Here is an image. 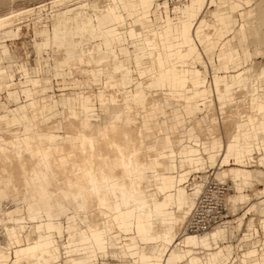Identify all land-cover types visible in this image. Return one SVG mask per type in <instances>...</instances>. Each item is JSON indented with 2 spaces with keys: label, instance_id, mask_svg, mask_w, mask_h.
I'll return each instance as SVG.
<instances>
[{
  "label": "rangeland",
  "instance_id": "obj_1",
  "mask_svg": "<svg viewBox=\"0 0 264 264\" xmlns=\"http://www.w3.org/2000/svg\"><path fill=\"white\" fill-rule=\"evenodd\" d=\"M91 1L93 0H62L59 4H56L53 0H0V17H5L6 15L9 19L11 18L9 21L10 23L2 24L0 29V79L2 80V83L0 82V115L7 116L8 109H16L18 105L26 104L28 99H34L35 101H32L40 107V112L43 115L42 125H44V128L40 126L42 130L38 131L35 126V130L32 129V127L29 128L31 126L30 122L24 123L22 121V123L10 125L3 123L2 125L1 122H4V120L1 118L0 136L6 139L10 137L14 139V135L22 137L21 135L23 132L29 133L34 131L40 145H49L51 142H59L67 145L70 141L77 142L79 136L74 133V130H69L70 127L68 125L65 126V124H68L67 121L70 119L79 121V119L85 118L84 110L79 102V96L81 95H88L90 98L89 102L92 106V115L88 118L87 128L93 129L95 128V124H99L96 128L109 124L116 113L121 114V122L126 124L128 122L124 108V95H131V91L134 90L136 86H142L143 89H145L146 99L144 106L135 105L132 107V103H130L132 108L129 109V114L132 117V121L129 124L133 128L131 130H139V135L140 130L144 131L146 129L152 133L151 138L158 137L159 140L161 136H167L170 139L168 145L175 150L181 144L189 148L196 147L193 141L195 134L197 133L201 139H203L204 136L208 137L211 132L208 134L205 133L207 127L213 130L216 137L221 140H226L236 119L239 118L238 123L245 125L249 123L247 115L251 113L252 115L257 114L256 110L259 111L260 117H264V74H261V70L264 71V0H209L208 3L207 0H203L204 5L201 11H199V14L194 10L190 12V14H196L194 19H189L187 13L188 6L196 0H151L152 4L146 7L148 10V17L145 18L139 17L143 14V11L146 9L145 7L134 6L132 12L121 9L123 19L117 27L126 34L122 45L128 48V60L124 64L121 63L122 66L118 69L113 68L116 66V64L113 63V59H120L123 56L119 50V46L113 44L106 47L102 42V37L97 33L91 34L89 27L84 30L82 36L77 31H74L70 35V39L74 42L82 41L83 47L90 49L93 55L99 57V61H93L92 59L86 61L87 58L85 53L81 59H66V39L64 37L53 38V26L58 23L59 18L62 20L58 27V31L60 32L71 31L72 28L81 26L86 21L89 22V25H94L96 23L95 15L98 14L100 16L104 12L106 13L105 8L101 5L108 1L101 0L103 2H100L96 0L100 2H98L99 6L91 3ZM131 2H136V0H132ZM31 7H35L34 10L29 13L25 11L22 13L23 9ZM19 10H22L21 13H19ZM9 14L14 16L9 17ZM199 15H203L199 21L205 22L206 24L203 27L204 29H200L198 32L200 39L195 41L198 54L194 59V66L206 77L205 86L210 88V94L206 99L209 100L207 102L208 105H200L201 110L192 111L191 107L184 106L185 96H190L192 94L190 82H186L184 94L175 92L177 89L175 87L171 91L168 90V88L165 87L166 84L164 87L146 85L148 82H151L150 77L153 75L155 69L150 67L151 57L146 54V44H136L134 41L142 39L143 37L152 38L155 32V36L160 42V48L164 49L161 40L165 37L159 36L163 27L172 25L173 30L169 37L173 39L176 36L175 25L183 19H189L179 22L180 24L178 23V34L180 39L182 38V40L185 39V42L192 43L197 38L195 37L194 39L191 35L193 31L191 28L196 25ZM220 15H230L235 22L221 21L224 23L219 25ZM136 18L139 19L138 22L135 21ZM131 27H135L139 35L133 37L129 36V29ZM44 29H46V31H44ZM206 33L208 36L210 33L211 35L208 37ZM243 34L244 37L242 36ZM228 48L233 50L234 58L232 65L238 67L222 68L223 64L229 62L226 52ZM171 63L174 66L181 65L175 58L171 59ZM182 65L185 68L189 67L190 60L182 63ZM238 69H249V72H245L240 78L245 84H240L239 86L236 84L233 85L228 94H225L222 99H217V95L214 91L213 76L215 74L221 76L225 75L227 79H230V75L236 73ZM9 70H11L13 74L10 73L7 75ZM124 73H126V76L123 75ZM192 74L193 72H191V76ZM106 79L107 81L110 80L107 82ZM220 88L222 92H224L221 84ZM11 92H13V95ZM254 96L255 99L253 100L252 98ZM110 97L117 101L111 100ZM64 98L65 100L63 101L62 99ZM199 102H201V100ZM210 109H212V112H209ZM72 110L77 112V117H74ZM221 110L224 113H222ZM30 113H32L31 110ZM155 123H164V125L162 124V127L157 125L156 127ZM125 127H127V129L130 128V126L123 125V128ZM191 127H194L193 133L190 131ZM249 130L252 132L253 129L250 128ZM120 132L118 133L121 134ZM258 136L260 138L263 136L260 131H258ZM34 141V139L31 140V145L32 142L34 145ZM152 142L153 141H146L147 152L145 153L147 157H157L159 161L164 160L165 156L161 153H165L169 146L156 151L152 149ZM200 142L202 144L203 140ZM260 144L261 146L259 148H254L251 152L254 156L253 159L258 161L260 158L264 157V138L260 139ZM228 145L229 148L231 145ZM179 149L183 150L182 147ZM218 151L222 152L221 147L218 148ZM159 152L161 153L157 154ZM23 153L26 154V152ZM25 154L23 157L26 158L28 155ZM202 154L204 156L207 155L204 152H202ZM173 158L176 162L179 159L178 155L173 156ZM19 159H21V161L25 160H22V157ZM78 159L80 163L82 160L75 157V161H78ZM248 159L253 165L249 166L245 164L241 167L264 170V165H259L258 161L255 162L250 160V158ZM27 161L26 159L24 163L26 165L25 167L28 168L32 160ZM231 162H233V160H231ZM185 164V167L187 165H192L189 163ZM261 164L263 163L261 162ZM184 166L181 167V169H184ZM3 167H0V176L2 175L1 173H4L3 175L11 174V178L13 177L12 181L16 182L15 184L18 189H21L22 181L19 182V180L14 178V176L19 177L18 175H20V172H17L19 170L16 171L11 167H9L10 169ZM157 168L159 169L158 176H161L162 171L160 166L158 165ZM223 168L224 167H220V165L209 166L207 164L205 169H200L199 171L192 170L187 176L188 181L185 182L183 186H186L188 192H193L194 194L198 188H196V184L194 185L193 183H202L203 180H214L216 178V172L221 171ZM142 170L143 171H140L142 172L143 186L148 184L150 187H153L154 182L152 180L149 181L147 176L149 174L154 175V173L151 172L150 167ZM163 171L177 177L180 172L178 167L171 171L167 169ZM54 172L57 173L58 171L55 170ZM237 173L238 172L234 173L235 177H232L233 181L239 179L240 174ZM21 175L23 176L22 173ZM218 178L224 179L225 176L222 175ZM12 181L11 184L13 185L14 183H12ZM156 181L158 182L159 180ZM55 182L56 180H52L51 183L53 185H49L51 194L56 197H53L52 205L46 208L44 199L38 194L35 195L31 203L35 210L40 209L45 219L49 218V214H54V211L58 210V207L61 211L64 209L56 218V221L62 224V237L56 236V238L52 234H47V241L50 246H57L59 242L61 255L56 263L64 264V248L61 244L67 240L68 225H73V228H70L69 231L74 232V238L78 239V230L85 228L81 217H88V220L94 224L98 220V217L97 215L95 216L97 213L94 212L92 206H89L88 212H83L78 216L80 212L72 203L68 201H64V203L60 202L59 199H62L61 188L63 184L61 186L58 185L62 183L60 179L56 182L57 185H55ZM224 182L227 185L226 195L235 194V191L230 187L232 186V182L227 177L224 179ZM10 185L9 187L7 186V188L12 190L11 188H14V186L11 185V187ZM162 188H169V184L165 181ZM263 188V183L252 179L251 184L240 191L249 194V197L242 203L234 205L229 204L230 210L226 209V216L223 218L232 220V224L228 221V227L225 228L226 237L223 240H219V244L221 247L230 244L232 250L229 252L231 253V257L230 255L227 256V251L223 250L219 252V264H250L249 260L252 259L251 255L246 258L247 255L243 254L244 258H242L241 254L253 248L258 249L260 255L263 254L261 246L264 242V230L261 228L260 219L264 218V212H262L260 208V206H262L261 203L256 204L255 207L252 206L255 200V193H258L259 190ZM9 189H6V197L8 198H12L14 192V194L20 193V190L16 191L17 189L12 190L13 193H11ZM156 190L160 191L158 188ZM154 195L155 194H153L152 197ZM15 196L17 198L13 200L14 207L9 205V203L6 204L10 206L11 210L6 212V216L3 218L2 222H6L8 219L12 221L11 225H21L24 223L25 229L23 234L32 232L33 229L31 227L34 225V232H32V234H36L37 225L35 222L38 220V216L33 209L29 210L27 208L26 210L25 202L18 198L19 196L13 195V197ZM166 199L167 197L163 195L159 201ZM193 200L194 198H191L188 202L187 205H189V207L192 205ZM2 203H5L4 200L1 201V205H3ZM247 208H249V211L245 213ZM27 211L29 214L28 218L25 217L27 216ZM175 214L176 213H173L172 218L175 217ZM148 215L149 214H146V220L150 218ZM234 218H236L238 222H243L241 226L234 227ZM100 220L102 219L99 218V221ZM28 221H31L30 226ZM245 221H249L248 226L250 228L248 226L245 227ZM1 227L2 225H0V228ZM254 228L257 229V232ZM253 231L255 232L253 233ZM11 232L13 234L8 235L9 241L11 242L8 246L9 249H5L1 243V241L3 242L1 238L4 237L0 232V253H2L4 257L9 258V250L12 251V258L7 264H10L15 259V256L18 255V248L21 250L19 251L20 254H23V248L25 247V244L21 245L19 242L13 228H11ZM136 233L135 231L126 234L121 232L117 227H114L111 235L132 234V239L126 238L122 240L123 242L120 241V243L126 244V251L125 254H122L121 251H119V253L123 257H132L135 263L141 264L145 262V260L140 258L143 252L140 251V244L135 237L138 233ZM255 233L257 234L255 235ZM34 239L35 235L30 240L31 245H35ZM87 239L89 240V238ZM124 240H127L128 243ZM136 244H138V246ZM173 244L174 243H171L170 245ZM170 245H166L164 241L160 240L157 242L156 252L162 255L163 247ZM206 252L207 251L204 249L194 250V254L197 256H204ZM96 253V256L93 257L90 264H119L122 262L116 250L108 248L106 251L97 250ZM159 260H161V258ZM215 261L214 256L210 255L207 259V264H215ZM126 264H131V262L128 261ZM197 264H199V261ZM257 264H264V258L260 257L259 263Z\"/></svg>",
  "mask_w": 264,
  "mask_h": 264
},
{
  "label": "crops",
  "instance_id": "obj_2",
  "mask_svg": "<svg viewBox=\"0 0 264 264\" xmlns=\"http://www.w3.org/2000/svg\"><path fill=\"white\" fill-rule=\"evenodd\" d=\"M208 1L209 0H207V3ZM119 3L121 5V9L132 12L134 9V6H140V7L146 8L152 4V1L151 0H136V2H131V1L120 0ZM203 5H204L203 0H196L192 2L188 6L187 15L189 19H194L195 18L194 16L196 15V14H190V12L194 10L199 14V11H201ZM121 9L118 15L119 23L123 19ZM200 15L195 25V26H198L195 32L197 39H195L192 43L185 42V39L183 40L182 38L180 39L179 34H178V25L180 24L179 22L184 21V20H189V19H183L178 22L179 24L177 23L175 25L176 36L173 39L172 37H169V35L171 36V32L173 30L172 25H166L163 27V30L161 31V33H159V36L165 37L163 40H161V43L164 49L160 48L159 46L160 42H159V39L155 36L156 34L155 32L153 33L154 36L152 38L153 39L155 38V40L158 43V47L156 49L148 48V45L145 42V40L148 37H143L142 39H139V40L137 39L134 41L136 44H140V43L146 44L147 46L146 54L151 57L150 67L155 69L153 73L154 76L152 75L153 77L152 76L150 77L151 82L150 83L148 82L146 85L154 86V87H164L165 86V85L164 86L162 85L159 75L156 74L157 70L155 66L153 67L155 63L154 52L160 51L162 53L164 64L166 65L165 71L162 72L163 79L167 81L165 82L166 84L165 87H167L168 90L170 91L175 87L177 88L175 92H178L179 94H184L185 84L186 82H190L191 84L190 90H192V94L190 96H185L184 106L191 107L192 111L201 110L200 105L206 106L207 102L209 101L206 99L208 98L210 94V88H207L205 86L206 77L201 73V71L196 66H194V61H195L194 59L196 55L198 54V49H197L195 41L200 39L198 32L200 31V29L203 30V27L206 24L205 22L199 21L203 17V15L202 16ZM139 17L140 18L148 17L147 8L143 11V14ZM95 18H96V23L94 25H89V22L86 21L84 22L83 25L76 26L75 28H72L71 31H65V32L58 31L59 29L58 27L60 26L62 22V20L59 18L58 23L56 25L53 24L54 25L53 26V36H54L53 38L56 39L58 37H64L66 39V44H65L66 59H75V58L81 59L83 58V55L85 53L86 58H87L86 61H90L91 59L93 61H99L98 56L93 55L90 49L83 47L82 41L74 42L70 39V35L74 31H77L82 36L84 30L87 29V27H89L91 34L97 33L99 36L102 37V42L104 43L106 47L111 46L113 44L119 46V50L123 56L120 59L119 58L113 59V63L116 64V66H114L113 68L118 69L120 66H122L121 63L124 64L128 60V57H127L128 48L122 45V42L124 41L126 34L123 31H121L119 27H117L119 23L115 21L112 13H110L109 11H106V13L104 12L100 16L96 14ZM221 21H224V22L234 21L235 22V20L230 15H227V16L220 15L219 25L221 23H224ZM185 22H191V21H185ZM199 22H200V26H199ZM44 31H46V29H44ZM136 35H139V33L136 32V28L131 27L129 29V36L133 37ZM242 36L244 37V34ZM226 52L229 58V62L223 64L222 68L226 69L229 67H238L236 65L234 66L232 65V61L234 58L233 50H231V48H228ZM172 58H175L177 62L181 63V65L174 66L171 63ZM188 60H190V65L189 67L185 68L182 65V63ZM191 72H193L192 76H191ZM245 72H249V69H242V70L238 69L236 73L230 75V79H227V76L225 75L221 76V75L215 74L213 76V84H214V91L217 95V99H222L225 94H228L231 87L239 82L241 76ZM10 73H12L11 70H9L7 75H9ZM261 74H264L263 70H261ZM123 75L126 76V73H124ZM220 84L223 86L224 92H222L220 88ZM11 93L13 95V92ZM145 99H146V91L145 89H143L142 86H136L134 90L131 91V95L128 96V100L130 103H132V107L135 105L144 106ZM252 99L254 100L255 96ZM32 100L34 99H28L26 104H20L17 106L16 109H8L7 110L8 117L5 115H0V119L3 118V120H7L10 124L22 123V121L24 123L30 122L31 126L29 128L32 127V129H34V126H35L37 129L36 122L34 121L35 119L30 114V111L27 105L30 102L35 101V100L34 101ZM62 100L64 101L65 98ZM200 100L201 102H199ZM37 101H41V100H37ZM89 101H90V98L88 95L79 96V102H80L82 109L84 110V117H85V118L79 119V124L82 129L87 128L88 118L89 116L92 115L91 114L92 106ZM124 108H125L126 119L128 123L123 124L121 122L120 113L114 114V118L110 122H118V123L123 124L124 126H131L129 124L132 121V117L129 114V109L131 108H129L126 105V94L124 95ZM10 110L14 112L13 115H10L9 113ZM72 112H73L72 114L74 115V117L78 116L77 112L73 110ZM256 112H257L256 116L255 115L251 116L249 114L247 115V119L249 123H246L245 125L244 124L241 125L240 123H238L239 118L236 119L233 123V128L232 130L229 131V134L226 140H221L220 138L216 137V135H214L213 133V130L209 127L205 129V133L211 132V134L208 137L204 136V138L201 139L200 136L195 132L196 134H195V138L193 141L196 147L189 148L185 146L183 150L179 149L180 147L184 146L182 144L176 150L172 148L171 146H169L168 144L170 143V139L167 136L160 137L161 146L158 145L159 143L158 137L155 138L156 141L152 142V149L157 151L159 149H163L164 147L169 146L166 149L165 153H161L162 151L159 152L168 158V162L166 164L167 166L164 165L163 160L159 161L157 157L151 158L155 161L154 163L155 166H152L150 168L151 172L154 173V185L158 189H160V191L157 192L153 196V216L156 219L172 218L173 213H176V209L179 206L181 207L184 204L186 205L188 204V202L192 198L193 192H188L186 186H183V184L188 181L187 176L190 174L192 170L199 171L200 169H205L207 167V164L209 166H213V165L219 166L220 165V167H224L221 171L216 172V177H220L224 175L225 178L227 177L228 179H232L233 173H231V169L234 170V173L238 172L240 174L239 179L233 182V187H234L233 190L235 191V194H230L229 196L230 205L242 203L245 201V199L249 197V194L242 193L240 191L247 185L251 184L252 179L256 181H260L261 183L264 184V170L263 169H256V168L251 169V168L241 167L242 165H245V164H248L249 166L253 165L249 162L248 158H250V160L253 161L254 156L252 155L251 152L254 148H259L261 146L260 139L264 138V117H260L258 110H256ZM7 121L2 122V125L3 123L8 124ZM155 124H157L159 127H162L161 126L162 124L164 125V123L162 124L155 123ZM98 125L99 124H95V128ZM165 128H166V125H165ZM193 128L194 127L190 128L191 133L194 132ZM250 128L253 129L252 132L249 130ZM258 131H260L263 135L261 138L258 136ZM201 140H203L202 144L200 142ZM228 144L231 145L229 148H228L229 146ZM219 147H221L222 152L218 151ZM167 151H172V154L171 155L166 154ZM202 152H204L207 155L204 156ZM177 155L179 157L178 160H180L181 158L184 159L186 162H190L193 160L192 161L193 164L187 165L184 169H181L178 163L179 161L176 162L175 159L173 158V156H177ZM262 159H264V157L260 158L259 163L261 164L262 162L263 164L261 165H264V160ZM231 160H233V162H231ZM158 165L161 167V171H162L161 176H158V172H159V169L157 168ZM176 167H178L180 171L178 174V177L163 171L164 169L171 171V170H174ZM156 180H159V181L157 182ZM165 181L169 184V188L167 189L162 188ZM196 183L197 182L193 184L195 185ZM163 195H165L167 199L159 201ZM258 203L262 204L260 208L262 209V212H264V188L259 190L258 193H255V200L253 201L252 206L255 207L256 204ZM50 205H52V203ZM45 206L47 208L49 205H45ZM25 208L27 210V207ZM32 209L38 216V220L35 222L37 225V237H35L34 239L35 245H31V242L28 243L26 241L23 244L21 243V245L25 244L24 245L25 247L23 248L25 249V251H32V250L35 251V250L40 249L41 251H43L44 255L50 257L49 260L33 261L31 264H58L56 263V261L61 255V252L59 250V242L57 246H50L47 241V238H48L47 234H52L55 237L56 236L62 237V224L61 222L56 221V218L61 214V212L64 209L61 211V209H59L58 207V210H55L54 214H49L48 219H45L42 216L40 209L35 210L34 207L32 206V203H30L29 210H32ZM247 211H249V208H247L245 213ZM10 215H14V214H10ZM25 217L26 218L29 217L28 211H27V216ZM229 221L232 224V220H229ZM233 222L235 223L234 227L241 226V224L243 223V222L236 221V218H234ZM248 222L249 221H245V227L248 226ZM28 224L30 226L31 221H28ZM260 224H261V228L264 230V218L260 219ZM70 228H73V225H68L67 240L66 242L61 244L64 248V251H63L64 264H90L93 257L96 256L97 250L106 251L108 248L117 251L122 261L119 264H126V262L128 261H130L131 264H137L134 262L132 257H123L119 253V249H117L120 241L126 238L132 239V234H129V235L112 234L108 236V240L105 243L99 244L97 246L96 245L89 246L91 245L93 240L90 238L89 240L87 239L88 233L86 232L85 229H79L78 230L79 238L75 239L74 232L69 231ZM254 230L257 232L256 228H254ZM214 231H219V235L216 238L211 237L209 233H204L198 237V244L195 246L194 245L187 246L183 243H174L173 245H170V246H164L162 249L161 260L156 261V262H148V264H189L188 262H190L191 257H193V259L197 258L199 260V264H207V259L209 258L210 255L214 256L216 260L215 264L217 263L219 264L220 263V261L218 260L219 252L223 250L227 251V256L230 255L231 257V253L229 252H231L232 246L228 244L224 247H221L219 244V240H223L226 237L224 228H218L211 232H214ZM255 231H253V233ZM10 234H13V233L10 232ZM26 234H23V236H25ZM256 234L257 233H255V235ZM135 237L140 244L141 252H144L146 250L147 245L152 244L151 242L143 240L141 236L135 235ZM50 249H54V252H50L51 251ZM195 249L206 250L207 251L206 255L197 256L196 254H194ZM261 251H263L262 255L259 254L258 249L253 248V249L242 252L241 256L242 258H244L243 254L244 255L246 254L247 255L246 258H248L249 255H251L252 259L250 260L248 259L250 264H257L259 263L260 257L264 258V242H263V245L261 246ZM18 254H19V251H18ZM122 254H125V253H122ZM9 255H10L9 258H6L3 256L2 253H0V264H7V262L12 258V251L10 250H9Z\"/></svg>",
  "mask_w": 264,
  "mask_h": 264
},
{
  "label": "bare ground",
  "instance_id": "obj_3",
  "mask_svg": "<svg viewBox=\"0 0 264 264\" xmlns=\"http://www.w3.org/2000/svg\"><path fill=\"white\" fill-rule=\"evenodd\" d=\"M61 1L62 0H53V2L56 4H59ZM99 1L103 2L101 0ZM99 1L93 0L91 1V3L99 6ZM107 1V3L102 4L101 6L105 8L106 11L112 13L115 21L119 23L118 15L121 9L119 1ZM34 8L31 7L23 9V11H21L22 13L24 11L29 13L34 10ZM21 11L19 13H21ZM12 16L9 14V17ZM8 19L9 18L6 15L5 17H0V29L2 24L10 23L9 21L11 18L9 20ZM135 21L138 22L139 19L137 18ZM197 28L198 26H194L191 28L193 29L191 35L194 39L196 37L195 32ZM206 36H208L207 33ZM145 42L147 43L148 48L156 49L158 47L155 38L153 39L150 37L146 39ZM154 55V66L157 70L156 74L159 75L162 85L164 86L166 81L163 79L162 72L165 69V64L162 58V53L160 51H156ZM1 81L2 80L0 79V82ZM240 84L244 85L245 82L240 79L239 82L236 83V85L239 86ZM111 100L115 99L111 98ZM126 105L131 108L128 96H126ZM28 108L29 111L31 110L32 112L30 114L35 119L34 121L36 122L38 131L42 130L40 126H43L44 128V125H42L43 115L40 112V107H38L34 102H30L28 104ZM211 110L212 109H210L209 112H212ZM9 113L10 115H13L14 112L10 110ZM222 113L224 112L222 111ZM250 115L256 116V114L252 115V113ZM67 122L68 124L65 122V126L68 125L70 127L69 130H74V133L79 136V140L77 142L70 141L67 145L59 142H51L49 145H40L38 142V138L34 132H23V134L21 135L22 137H20L19 135H14V139L11 137L6 139L5 137L0 136V167H11L16 171L19 170L17 171L18 173L20 172V175L17 174L19 177L14 176V178L19 180V182L22 181L21 189H18L15 184L16 182L12 181L13 177L11 178V174L3 175L4 173H1L2 175L0 176V225H2V227L0 228V232L4 237L1 238L3 240V242L1 241V243L6 249H9L8 246L11 243L8 237L11 232V228L15 230L16 236L19 238L20 243L22 244L25 241L29 243L34 235L35 237H37L36 232V234H32V232H34V225L31 227L33 229V231L31 230L32 232H30L31 234L27 232V234L23 236V231L25 229V226L23 225L24 223L21 225H11L12 221H9L7 217L6 222H2L3 218L6 216V212L11 210L9 205L14 207L13 200L17 197H13V195L19 196L18 198L25 202L28 209L30 208V203L34 200L36 194L40 195L44 199V205H50L53 201V197L55 196L51 194L49 185L52 184V180H56L57 182L59 179L62 181V183L59 182L60 184L58 185L61 186L63 184V187L61 188L62 199H59L60 202L64 203V201H68L69 203H72V205H74L80 212L78 216L83 212H88L89 206H92L94 212L97 213L95 214V216L97 215L98 217V223L96 221L95 224L91 223V221L88 220V217H81V220L83 219V223L85 225L84 229L88 233V238L93 240L91 245L89 246H97L99 244L105 243L108 240V236L111 235L114 227H117L121 232H124L126 234L136 231L138 233V236H141L143 240L152 243L147 245L146 250L140 255V258L145 260V262H142L141 264H148V262L159 261L161 255H159L156 251L157 242L160 240L164 241L166 245H170L171 243H183L187 246H195L198 244V237L200 235L209 233L211 237L216 238L219 235V231H211L218 228L225 229L228 227L229 219L223 218L226 216L225 213L219 221H216L212 226L203 231L193 233L184 230L185 221L188 218L195 198L201 191L204 182H206L204 180L202 181V183H196V188H198V190L194 194H192V198H194V200L190 207L186 204L179 207V209L176 211L175 217L173 218L156 219L153 216L152 195L156 194V192H158L159 190H156L157 188L155 185H153V187H150V185L148 184L143 186L141 172L143 171L142 169L155 166V161L151 158H148L145 153L147 152L146 141H156L155 138H151L152 133L150 131H147L146 129L144 131L140 130V133L138 135L139 130L132 131L131 129L133 128L131 126L129 129H127V127L123 128V125L118 122H109V124H105L103 126H100L99 128L93 129H82L80 127L79 121L77 120L75 121L73 119H70ZM8 124L10 125L9 122ZM155 125L157 127V124ZM118 132H120L121 134H119ZM33 139L35 140L34 145L33 142L31 145V140ZM158 145L161 146L160 140ZM184 147L185 146H183L182 148L184 149ZM23 152H26V154ZM24 154L28 156L25 158L23 157ZM167 154L171 155L172 151H167ZM21 157L23 158L22 160H32L33 163L31 161V165H29V167L27 168L25 167V160L21 161V159H19ZM75 157L80 158V160L82 161H80V163L79 159L78 161H75ZM178 161L180 168L186 165L185 163L193 164V160L190 162H186L181 158ZM253 161L257 162L258 160L253 159ZM167 162L168 158L165 157V159L163 160L164 165H166ZM259 165L261 164L259 163ZM55 170H57L58 172L55 173ZM21 173L23 174V176L21 175ZM231 173H233L232 176L234 178L235 174L232 169ZM147 179L154 182V175L149 174L147 176ZM215 179L218 182H222L225 184L224 179H219L218 177H216ZM229 180L232 182V186L230 187L234 189V181L232 179ZM11 181L12 183H14L13 185L11 184ZM10 184L14 186V188ZM9 185L12 187V190H20V193L18 192L17 194H14L15 192L13 193L12 190L7 188V186L9 187ZM55 185H57V183ZM6 189H9L11 193H13L12 198L6 197ZM226 192L227 185L224 194V200L226 203V209L230 210V194L227 196ZM2 200H4L5 202L2 203L3 205H1ZM7 203H9V205H6ZM146 214H149L148 216L150 218L148 220H146ZM99 218L102 220L99 221ZM136 245L138 246V244ZM125 247V243H119L117 249H119L121 253H125ZM50 250V252H54V249ZM18 251L21 250L18 249ZM23 251L24 253L20 254L19 252V254L15 256V259L10 264H31L33 261H45L50 259V257L44 255L43 251H41L40 249L35 251H25V249H23ZM198 261L199 260L197 258L193 259V257H191L190 262L188 263L197 264Z\"/></svg>",
  "mask_w": 264,
  "mask_h": 264
},
{
  "label": "built area",
  "instance_id": "obj_4",
  "mask_svg": "<svg viewBox=\"0 0 264 264\" xmlns=\"http://www.w3.org/2000/svg\"><path fill=\"white\" fill-rule=\"evenodd\" d=\"M225 191L226 185L222 182L215 179L204 182L185 221L184 230L197 233L219 221L226 212Z\"/></svg>",
  "mask_w": 264,
  "mask_h": 264
}]
</instances>
